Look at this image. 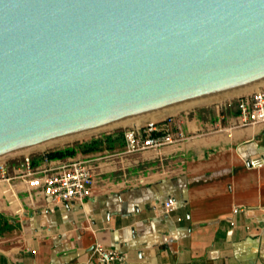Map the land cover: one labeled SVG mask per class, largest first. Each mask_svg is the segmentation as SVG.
<instances>
[{"label":"water","instance_id":"water-1","mask_svg":"<svg viewBox=\"0 0 264 264\" xmlns=\"http://www.w3.org/2000/svg\"><path fill=\"white\" fill-rule=\"evenodd\" d=\"M264 84V0H0V160Z\"/></svg>","mask_w":264,"mask_h":264},{"label":"crops","instance_id":"crops-1","mask_svg":"<svg viewBox=\"0 0 264 264\" xmlns=\"http://www.w3.org/2000/svg\"><path fill=\"white\" fill-rule=\"evenodd\" d=\"M146 121L158 123L155 135L179 138L141 152H125L124 142L77 152L72 158L100 164L83 201L53 204L18 176L21 162L8 164L0 179V264H98L96 243L124 253L123 264H264V166L248 165L264 158V122L243 123L236 101Z\"/></svg>","mask_w":264,"mask_h":264},{"label":"built area","instance_id":"built-area-1","mask_svg":"<svg viewBox=\"0 0 264 264\" xmlns=\"http://www.w3.org/2000/svg\"><path fill=\"white\" fill-rule=\"evenodd\" d=\"M239 115L243 123L264 122V88L248 95L240 96L236 100ZM159 128L157 122H147L144 125L127 127L123 131L125 152L132 153L141 150L159 148L165 144L175 142L179 137L164 133L155 135ZM180 136V135H179ZM44 153H42L43 155ZM47 166L34 167L32 156H23L19 177H23L26 184L37 195L49 198L53 204H65L70 201H83L93 195V187L100 178V164L95 159L68 158L67 160H49L43 158ZM250 167L264 166V158L252 157L248 161ZM7 164L0 163V179L6 178ZM173 199L168 197L164 206L171 210ZM93 255L98 264H123L125 254L115 248L96 243Z\"/></svg>","mask_w":264,"mask_h":264},{"label":"trees","instance_id":"trees-1","mask_svg":"<svg viewBox=\"0 0 264 264\" xmlns=\"http://www.w3.org/2000/svg\"><path fill=\"white\" fill-rule=\"evenodd\" d=\"M115 142H117V144L119 145L123 144L124 137L122 131L103 135L101 137L94 138L88 142L78 143L73 146H67L64 148L51 150L44 153L43 155L42 154L38 155L37 158L43 159L44 157H46L49 160L63 159L66 157H72L77 152L86 153V152L98 151L103 148L112 149L115 146ZM34 163L35 162L32 160V164Z\"/></svg>","mask_w":264,"mask_h":264},{"label":"rangeland","instance_id":"rangeland-1","mask_svg":"<svg viewBox=\"0 0 264 264\" xmlns=\"http://www.w3.org/2000/svg\"><path fill=\"white\" fill-rule=\"evenodd\" d=\"M254 87H256V86H254ZM239 96H240V94L235 96L234 98H232L230 100H226V101H223V102L218 101L217 97H215V98H212V99H208V100H205V101H201V102L195 103L194 105H191L189 107H183V108L191 109V108L200 107V106H215V105L227 104L229 102L236 101ZM144 124H146V123H142V122L139 123V125H144ZM131 125H132V123L127 124V126L126 125L119 126V127L114 128L112 130H109V131H102V132H99V133H97L95 135L89 136L87 138L79 139L77 141L75 140L74 142H72L70 144H65V145H61V146H55V147H52V148H49V149L47 148L44 151L33 150V151H30V152H26V153H23V154H20V155H16V156H13V157H9V158L0 160V163H6L7 166H8V164H10L12 162H21L23 156L26 155V154H29L32 157H38V155H40L42 153H46V152L51 151V150L60 149V148H64V147H67V146H73V145H76L78 143L88 142V141H90V140H92L94 138H98V137H101L103 135L112 134V133L119 132V131L123 132L127 127H129ZM141 151H145V150H141ZM141 151H137V152H141ZM145 168L146 167H144L142 164L139 165V169H141V171L144 172V173H145ZM131 170H136V166L133 167Z\"/></svg>","mask_w":264,"mask_h":264},{"label":"bare ground","instance_id":"bare-ground-1","mask_svg":"<svg viewBox=\"0 0 264 264\" xmlns=\"http://www.w3.org/2000/svg\"><path fill=\"white\" fill-rule=\"evenodd\" d=\"M252 88H254V87H250V88H247V89H243V90H240V91H236V92H233V93H229V94H226V95H222V96L217 97V99H218V101H220V102H223V101H226V100H230V99L234 98L235 96H237V95H239V94H243V93H246V92L248 93ZM194 104H195V103H194ZM194 104H191V105H194ZM191 105L184 106V107H189V106H191ZM182 108H183V107H182ZM157 115H158V114L153 115V116H149V117H146V118H142V119H139V120H135V121H132V122H128V123H125V124H122V125H118V126H115V127H111V128L105 129V130L98 131V132H94V133H91V134H88V135H84V136H81V137H77V138H74V139H71V140H67V141H64V142H60V143H57V144H54V145H50V146H47V147H43V148H40V149H37V150H39V151H44V150H46L47 148L49 149V148H52V147H55V146H61V145H65V144H70V143L74 142L75 140L77 141V140H79V139H84V138H87V137H89V136L95 135V134H97V133H99V132H102V131H109V130H112V129L117 128V127H119V126H124V125L127 126V124H130V123L136 125V124H139V123L142 122V121L145 122L146 119H152V118H154V117L157 116ZM146 122H147V121H146ZM151 122H152V121H151Z\"/></svg>","mask_w":264,"mask_h":264}]
</instances>
